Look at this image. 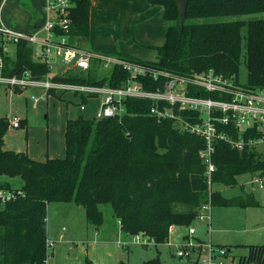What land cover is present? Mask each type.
Masks as SVG:
<instances>
[{
    "label": "trees",
    "instance_id": "1",
    "mask_svg": "<svg viewBox=\"0 0 264 264\" xmlns=\"http://www.w3.org/2000/svg\"><path fill=\"white\" fill-rule=\"evenodd\" d=\"M160 5L167 22L165 42L154 46L156 60H142L119 52L118 57L150 65L157 69L189 75L208 72L233 80L235 87L248 90L264 89V18L210 21L212 16H227L264 11V0H188L185 24H181L175 0H147ZM92 0H75L72 7V39L84 48L89 40V17ZM198 19H203L199 22ZM247 28L246 36L243 28ZM243 40L247 53L244 62L248 79L240 76ZM14 55L2 53L5 76H23L43 80L51 74L46 63L34 59L33 46L26 41L14 45ZM94 64V65H93ZM101 61L93 59L87 70L54 74L57 82L88 86L122 87L130 73L113 65L108 78L98 79ZM71 70V69H70ZM142 87L155 91L165 79L139 76ZM55 94L50 89L47 94ZM87 103L95 93L77 92ZM192 95L219 98L217 93L195 87ZM154 100L128 97L124 111L115 116L87 118L83 114L68 118L65 127L66 155L36 160L25 152L4 147L9 128L8 116L0 117V175L21 177L24 196L0 204V264H44L47 257V209L51 202H74L85 209L87 221L99 229L104 222L101 203H110L128 235H142L163 243L172 225L189 226L195 222L202 204L211 195L212 205L242 207L260 205L255 198L232 199L218 190L209 191L207 167L200 157L204 139L181 131L172 119L158 121L152 114ZM195 120L199 112L182 111ZM216 115L222 113L216 112ZM21 126L24 125V120ZM234 140L258 138L256 128L242 133L232 121L218 123ZM213 185L237 186L239 175L250 173L264 177V152L257 147L240 150L228 141L215 143ZM0 188H13L0 181ZM227 248L226 245H220ZM228 249V248H227ZM230 253V249H228ZM238 264H264V244L250 245L249 253ZM146 264H159V259Z\"/></svg>",
    "mask_w": 264,
    "mask_h": 264
},
{
    "label": "rangeland",
    "instance_id": "2",
    "mask_svg": "<svg viewBox=\"0 0 264 264\" xmlns=\"http://www.w3.org/2000/svg\"><path fill=\"white\" fill-rule=\"evenodd\" d=\"M28 1L0 0L1 17L6 21L14 20L18 24L20 21H26L21 18V13L22 9L27 8ZM30 1L34 2V0ZM43 1L36 0L38 5L42 3V12H39L40 17H43ZM118 8H120V13ZM126 8V4L117 0L116 6L111 8L112 15L107 28L103 30L92 28L91 43L94 50L102 52L98 46L108 48L114 45L113 35H117L114 29L118 24V18ZM36 13L39 14L37 11ZM260 18H264V11L212 16L208 20L242 19L250 21ZM140 21L137 26L139 34L136 33V36L143 39H138L140 42L145 43L142 44L137 41L135 51L140 58L151 60L156 56V49L152 45L161 44L165 39L167 23L163 17L162 7L156 5L145 8V16ZM198 21L203 22L204 20L198 19ZM43 23L42 20V24H38V29L42 27ZM118 29H121L119 25ZM246 33L247 28L244 27L243 35L246 36ZM118 36L120 38V35ZM12 47L13 45L11 49ZM246 53V40H243V59L240 70L243 82L248 79V69L244 62ZM112 69L113 65L99 67L96 77L98 79L108 78ZM69 71L80 72L77 69H69ZM47 92V89L41 86L14 88L0 84V117L8 116L9 121V128L4 136L6 149L25 152L30 157L39 160H45L48 156L57 157V154L65 156V121L66 118H72L78 114L80 109L78 104L82 103V98L75 95L74 91L69 90L58 91L48 95V97ZM35 97L39 98L36 105L34 104ZM85 114L88 115V113ZM14 115L20 117V122L24 120L23 126L19 128L10 126L11 117ZM257 149L264 152V142L258 144ZM237 179V186L215 184L212 191L218 190L222 196L232 199H245L253 196L260 205L249 207L212 205L210 228L206 222L195 221L193 223L198 236L209 239L208 234L210 232L213 244L216 246L226 245L230 249V254L226 258L228 264H237L241 256L247 255L250 244H264V177L245 173L239 175ZM5 180L13 188H21L23 184L21 177L0 175V181ZM100 209L104 215V222L99 229H96L93 224L87 221L85 209L82 206L74 202L49 203L47 209L48 236L51 239L52 250L44 264H53V260L56 259L60 260L58 264H146L147 261L156 259H159V264H194L189 259L179 258L175 253V248L168 246L166 241L154 245H145L139 242L136 236L121 232L119 220L114 215L110 203H101ZM186 227L178 226L179 232H185ZM207 228L210 230L208 234ZM60 237L64 238V242L59 245L57 243H59ZM0 261H2L1 255Z\"/></svg>",
    "mask_w": 264,
    "mask_h": 264
},
{
    "label": "built area",
    "instance_id": "3",
    "mask_svg": "<svg viewBox=\"0 0 264 264\" xmlns=\"http://www.w3.org/2000/svg\"><path fill=\"white\" fill-rule=\"evenodd\" d=\"M75 0H46L43 7L44 23L38 30L21 32L0 21V48L2 53L10 54V46L21 41H26L33 46L35 60L46 63L51 74L43 80L33 79L26 71L23 76H5L0 74V84L9 87L22 88L28 86H41L47 91L69 90L102 95L103 99L98 109L96 118L115 116L124 111V101L128 97L149 98L154 100L151 112L158 121L172 119L181 131H187L204 139L205 146L199 152L200 157L207 167L209 191H212L211 176L216 166L213 161L215 143L225 140L232 146L242 150L246 146L257 147L264 142V89L248 90L235 87L233 80L225 78L222 74L215 73L212 69L203 73L183 75L150 65L122 59L118 56L103 55L84 48L77 40L72 39V7ZM38 48L37 50L35 48ZM93 59L101 61L103 67L118 64L130 73L127 84L122 87L88 86L57 82L52 79L54 74H64L69 69L87 70ZM4 64L3 55L0 54V69ZM139 76H150L155 81L164 78L162 87L155 91L145 90L138 80ZM200 87L209 93H217L219 98L211 96L192 95V88ZM94 97V96H92ZM91 98V97H89ZM39 101L34 98V104ZM85 103L82 104L84 108ZM182 111L199 112L195 120L182 115ZM222 115H216V112ZM235 123V127L242 133L247 129L256 128L260 132L258 138L245 141L242 137L237 140L228 136L226 131L219 128L218 123ZM20 117H11L10 126L19 128ZM21 188H0V204L24 196ZM212 220L211 195L206 203L202 204L195 221L206 222L208 226ZM176 226L169 228L166 240L168 246H173L179 258H186L194 264H228L226 258L230 254L228 249L213 244L210 238L203 239L197 235L193 224L187 230L172 235ZM210 228V226H209ZM139 242L145 245L157 244L153 239L142 235H135ZM47 257L50 256L52 243L47 239ZM48 263V262H47ZM238 264V263H237Z\"/></svg>",
    "mask_w": 264,
    "mask_h": 264
},
{
    "label": "crops",
    "instance_id": "4",
    "mask_svg": "<svg viewBox=\"0 0 264 264\" xmlns=\"http://www.w3.org/2000/svg\"><path fill=\"white\" fill-rule=\"evenodd\" d=\"M45 1L46 0L43 1L44 4H45ZM116 1L117 0H92V6H91V10H90V17H89V40L86 44V49L91 50L95 53H99V54H103V55H110V56H117V54L119 52H125V53H129L131 55H134V56H137L138 58H140L136 54V51H135L136 42L137 41L140 42V40L142 39L139 36H136L137 35L136 33H138L137 32V26L141 22L140 20L145 16V8H150V7L156 6V5H150L147 0H120L123 2V4H126L127 8H126V10H123V13L118 18V24L115 26L116 28L114 29V32L117 35H113L114 39H115L114 45L111 47H108V48H105L104 46H98L99 49L102 50V52H100L99 50H94L92 48V43H91L92 28L93 29L94 28L95 29H101V30H103L104 28H107L108 23L111 19V15H112L111 8L113 6H116ZM28 2L29 3H27V6H26L27 8L22 9V13H21L22 14L21 18L25 19L26 21H24V22L20 21V23L18 24L16 21L14 22V20L6 21L4 18L1 17V15H0V21L3 22L5 25L10 26L11 28H14V29L21 31V32H31V31L37 30L38 24H42V20L44 21V17L41 16L43 18L42 19L40 17V13H39V12H42V3H41V5H38L36 0H34V2L29 0ZM43 7H44V5H43ZM118 10L120 13V8H118ZM36 11L39 14H37ZM162 13H163V17H164L163 7H162ZM142 15H144V16L142 17ZM164 20H165V18H164ZM118 25H119V27H121V29H118ZM166 30H167V27L165 28V37H166ZM118 35H120V38ZM138 39H140V40H138ZM164 42H165V39L161 44H157L154 46L162 45ZM140 43L144 44L145 42H140ZM11 46H10V55H14V52H15L14 45H13L12 49H11ZM154 46L152 45V47H154ZM156 58H157V51H156L155 58L151 59V61L156 60ZM140 59H142V58H140ZM142 60H144V59H142ZM145 60H148V59H145ZM73 93H75V95H79L82 98V96L80 94H78L76 92H73ZM47 97H48V94H47ZM102 99H103L102 95H97V96L91 97L88 99V102H87V104H85L84 108L82 107L83 103L78 104L79 108H80L79 112L75 117H72V118H76L81 114H83L87 118L96 117L98 109L101 105ZM82 102H83V98H82ZM85 113H88V115H86ZM68 118H66V121H65L64 134H65V127H66V122H67ZM64 140H65V136H64ZM4 147H5V145H4ZM60 156H62V154H57V157H50V158H60ZM48 157H46V159ZM31 158H33V157H31ZM33 159H36V158H33ZM36 160H39V159H36ZM41 161H44V160H41ZM2 182H4V181H2ZM119 225H120V223H119ZM175 229H176V231L174 233L175 237L178 234L183 233V232H179L178 226H176ZM120 231H121V228H120ZM48 234H49V229H48V220H47V238L50 239V236H48ZM172 237H173V235H172ZM58 241H59V243H57V244L60 245L64 242V238L60 237L58 239ZM250 245H253V244H250ZM58 263H60L59 259H56L55 261L53 260V264H58Z\"/></svg>",
    "mask_w": 264,
    "mask_h": 264
},
{
    "label": "water",
    "instance_id": "5",
    "mask_svg": "<svg viewBox=\"0 0 264 264\" xmlns=\"http://www.w3.org/2000/svg\"><path fill=\"white\" fill-rule=\"evenodd\" d=\"M178 4L181 16V24H185L186 16H187V8H188V0H175Z\"/></svg>",
    "mask_w": 264,
    "mask_h": 264
},
{
    "label": "bare ground",
    "instance_id": "6",
    "mask_svg": "<svg viewBox=\"0 0 264 264\" xmlns=\"http://www.w3.org/2000/svg\"><path fill=\"white\" fill-rule=\"evenodd\" d=\"M94 65V64H93Z\"/></svg>",
    "mask_w": 264,
    "mask_h": 264
}]
</instances>
